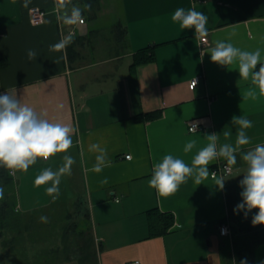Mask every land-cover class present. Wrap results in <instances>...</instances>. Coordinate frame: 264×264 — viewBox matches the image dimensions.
I'll return each mask as SVG.
<instances>
[{
  "label": "crops",
  "instance_id": "obj_1",
  "mask_svg": "<svg viewBox=\"0 0 264 264\" xmlns=\"http://www.w3.org/2000/svg\"><path fill=\"white\" fill-rule=\"evenodd\" d=\"M105 2L102 10L115 12L114 24L125 30L124 37L119 36L126 48L122 55L117 49L112 55L110 47L104 50L109 53L106 57L89 54L95 44L91 35L99 28L85 16L84 23H65V14L59 19L55 13L56 6L62 7L57 0H28L27 7L25 0H0V62L8 61L0 66V94L11 92L50 121L76 130L67 153L38 159L27 172L17 171L13 182L2 186L0 207L12 197L18 219L8 223L7 239H3L5 225L0 219V264H80L62 255L55 261L42 256L53 249L60 254L62 243L40 251L42 240L47 239L42 233L47 226L40 217L42 210L63 203V198L78 200L82 192L90 207L83 210L82 205L79 216L87 213L92 218L98 264H136L137 260L140 264H240L245 258L248 264H260L264 225L251 223L258 209L247 217L243 211L234 213L242 200L239 183L247 171L240 153L232 171L218 175L225 180L223 190L215 186L211 175L202 178L199 186L189 177L167 196L149 187L148 181L153 164L166 154L191 166L194 155L207 143L205 134H220L218 147L235 146L238 126L231 123L233 116L243 115L253 123L245 130L250 143L241 146V152L264 144V92L251 77H240L236 62L221 66L208 53L220 40L241 50L259 48L264 57V0ZM32 7L47 10L45 21H31ZM180 7L194 8L208 17L206 43L195 36L194 29H182L172 21ZM61 42L63 49L49 51L50 45ZM69 43L75 49L72 57ZM146 47L153 59L133 65L135 54ZM29 49L38 52L36 60H28ZM196 77L198 82L191 88ZM250 91L255 98L248 95ZM192 121L201 126L196 133L189 131ZM223 131L231 135L224 137ZM190 139H196L197 146L184 153ZM92 144L105 148L111 162L100 172L94 171L99 153L90 149ZM69 154L75 163L70 174L61 175L59 196L53 200L55 194L46 192L52 182L36 185L34 180L46 168L57 171L64 164L63 156ZM216 162L226 160L210 162V173ZM105 179L107 183L102 182ZM154 207L173 212L175 223L166 234L149 237L146 211ZM223 222L230 226L227 234L220 232ZM258 237L262 239L257 241ZM33 240L39 244L31 246ZM249 243L251 247H244ZM8 247L17 253L21 252L18 247L29 249L28 260L17 254L18 262L3 258L1 252Z\"/></svg>",
  "mask_w": 264,
  "mask_h": 264
},
{
  "label": "clouds",
  "instance_id": "obj_2",
  "mask_svg": "<svg viewBox=\"0 0 264 264\" xmlns=\"http://www.w3.org/2000/svg\"><path fill=\"white\" fill-rule=\"evenodd\" d=\"M28 0H25L27 7ZM91 9L90 4H84L83 8L73 6L70 15L65 13L63 19L67 24L76 22L83 23L82 12ZM172 21L178 22L182 29H194L195 36L204 40L208 35L206 23L208 17L196 11L194 8H177L171 17ZM65 47V43H57L49 46V51H58ZM211 61L221 66H228L236 62L241 78L251 77L253 84L259 86L264 92V57L262 50L257 48L254 51L241 50L230 42L217 40L215 46L208 50ZM204 55V54H203ZM29 61L36 60L38 52L34 49L27 51ZM259 65V67H257ZM196 84V81H195ZM249 96L255 98V93L250 91ZM233 125L238 126L236 132L235 146L224 143L218 147L220 134H205L206 145L194 155L191 166L181 158L172 154H166L159 162L153 164L152 175L148 181L149 187L154 188L161 195H171L176 192L179 186L192 177L199 186L202 178L210 175L220 190H223L225 180L218 177L216 172L209 171V164L218 158L227 162L226 171H231V166L237 164V153L241 154L242 160L247 165L246 174L240 180L239 186L242 191L241 202L234 209V213L243 211L245 217L253 209L258 212L253 215L252 226L264 225V144H257L254 148L241 152V146L250 143V137L246 129L253 126L250 119L241 115L233 116ZM76 130L67 124L52 122L39 114L33 107L22 103L17 95L11 92L0 94V166L9 170L10 176H15L17 171L27 172L31 165L38 159L48 160L57 153H67L72 146V135ZM189 131L197 132V125L193 124ZM224 137L231 135L230 131H223ZM197 146L196 139H190L184 145V153H189ZM91 150L99 154L96 156L94 171L100 172L103 167L109 166L106 149L99 144L90 145ZM64 164L57 171L46 168L35 178L36 185L46 184L51 181V186L46 188L53 200L59 196V184L62 174H70L71 166L75 163L74 158L69 155L63 156ZM107 183L105 179L102 181ZM4 187L0 186V200L4 199ZM41 222H47V217H40ZM225 230H222V233ZM235 264V261H233ZM240 264H248L247 258L240 261ZM260 264H264L261 261Z\"/></svg>",
  "mask_w": 264,
  "mask_h": 264
},
{
  "label": "trees",
  "instance_id": "obj_3",
  "mask_svg": "<svg viewBox=\"0 0 264 264\" xmlns=\"http://www.w3.org/2000/svg\"><path fill=\"white\" fill-rule=\"evenodd\" d=\"M57 2L60 6H62L60 7L62 9V14L67 13L69 15L73 6L83 8L84 4H90L91 9L88 11H83L82 16L94 19L97 17V14L102 7L103 0H57ZM120 29V36L123 38L125 35V30L123 27ZM67 50L68 55L72 57L75 52L72 44L69 43ZM149 50L151 49L148 47L139 50L134 56L133 65L153 59V52H148ZM7 63V60H3L0 62V66L6 65ZM257 67H259V65ZM147 117H151V115ZM12 182L13 176L9 175V170L3 166H0V186L9 185ZM4 203L5 205L0 207V218L1 215L8 214V216H4L2 218L13 225V222L18 219V217L13 214L14 203H12L10 200L5 201ZM146 214L149 228V237L166 234L175 223V214L173 212L161 211L158 207L148 209ZM68 217L69 215L67 214L62 228L63 234L62 247L60 249L61 253L65 259H76L80 262V264H98L96 251L94 252V238L92 236L91 226L90 224L86 223V219L89 218V215L87 213L84 214L82 216V218H84H81V221L78 219L69 221L67 220ZM7 222L3 223L7 224ZM261 239L258 237L257 241H260ZM251 245V243H249V245L245 244L244 247L248 246L247 248H249ZM57 251H59V249Z\"/></svg>",
  "mask_w": 264,
  "mask_h": 264
},
{
  "label": "rangeland",
  "instance_id": "obj_4",
  "mask_svg": "<svg viewBox=\"0 0 264 264\" xmlns=\"http://www.w3.org/2000/svg\"><path fill=\"white\" fill-rule=\"evenodd\" d=\"M103 2H105V0H103ZM107 6H108V2L106 1L105 7H107ZM99 14H100V17H98ZM116 19L117 18H116L115 12H113V11L109 12L106 9H104V11H103L102 8H100L96 19L91 20V22L94 23L95 27L99 28V30H97V34L95 33L93 36L91 35V40L95 44L93 43L94 46L90 45L92 48H91L89 54H91V55L96 54L97 56L99 55L100 57H106L109 53H108V51L104 52V50H105V48H108V47H110L111 49L114 50V51H111L112 55L115 54V52H116L115 49L118 50L117 54H119V55H122L123 53L126 52L125 44L121 40V38L119 37L120 36V30H121L120 28H122V25H119L118 23L114 24ZM99 49L102 51L101 53H99V51H98ZM65 191L68 192L67 190H65ZM74 191L76 192L77 188H75ZM82 195H83V192H82L81 196L78 198V200L77 199L73 200V198H71V197L63 198V200H64L63 203L55 204L54 206L48 207L47 209L41 211L42 216L47 217V222H45L47 227H46V229H44L42 231V233L43 232L46 233L47 239L45 242H44V240H42V249L40 251L44 252L46 248L48 250H50L51 247H53V248L58 247V245L62 243V234H63L62 228H63V225L65 223V221H63V220H65V215H62V214L67 213L69 215L67 220H69V221H71L73 219L74 220L78 219L81 221L82 217L79 216V213L81 214L82 211L79 210V208H81L82 205H83V207H82L83 210L84 209L86 210L88 206L90 207L88 202L87 201L85 202V200H84L85 198H83ZM9 200L12 202V200H13L12 197L9 198ZM79 200L82 201V204ZM4 216H8V214L7 215H1L0 219L2 222H7L4 218H2ZM22 218H24L23 215H22ZM28 221H30V220H26L27 224H28ZM92 222L93 221H92L91 217L86 219V223L90 224V226H92V224H91ZM2 224L5 225V233H4L5 235H4L3 239H7L8 237H10V233H9L10 229H7L9 227V225H8V222H7V224H5V223H2ZM18 224L21 225L22 222H19ZM45 233H43V234H45ZM17 234L14 236H17ZM27 239H29V236H27L26 240ZM1 244H2V241L0 243V246L2 247ZM38 244H39V240H33L31 243V246L32 245H38ZM1 247H0V249H1ZM18 249H19L18 250L19 252L21 251L20 253L15 252L16 251L15 248H10V247L3 250L1 252L3 254V258H4V256L5 257L10 256V258H13L14 260H16L18 262V260H20V258L18 256L23 255L25 257H21L22 258L21 260L27 261L29 258L28 257L29 256V252H28L29 249H25L23 247H18ZM31 250H32V247H31ZM54 250L55 249H53L52 251H49V253L45 252V253H43V254L41 253V254H42V256L47 255L46 259H49V261L58 260L59 259L58 257L60 255L63 256L62 253L54 254L56 252ZM16 254L18 255L17 257H15ZM9 261H10V259H9ZM11 264H14V261Z\"/></svg>",
  "mask_w": 264,
  "mask_h": 264
},
{
  "label": "built area",
  "instance_id": "obj_5",
  "mask_svg": "<svg viewBox=\"0 0 264 264\" xmlns=\"http://www.w3.org/2000/svg\"><path fill=\"white\" fill-rule=\"evenodd\" d=\"M31 21L34 23V24H38V23H41L43 21H45V19L47 18V10L46 9H43V8H40V7H32L31 8ZM55 13L57 14L58 18L59 19H62V12H61V9L60 7L56 6L55 8ZM82 19H83V23L85 22V18L82 16ZM195 81H196V84L198 82V78H193L190 82V86L191 88H193L196 84H195ZM195 124L197 125V129H200V125L199 123H197L196 121H192L190 122L189 124V128L192 127V125ZM127 157H130V154H127L126 155ZM219 165V166H218ZM227 162H222V163H219L216 162L215 165L212 167V170L211 172H216L217 173V176L221 173H229L232 171V166H231V171H226V168H227ZM222 230H225L223 231L222 233ZM220 232L222 234H227L230 232V226L228 223L226 222H223L221 225H220ZM136 264H140V261L137 260L135 262Z\"/></svg>",
  "mask_w": 264,
  "mask_h": 264
}]
</instances>
